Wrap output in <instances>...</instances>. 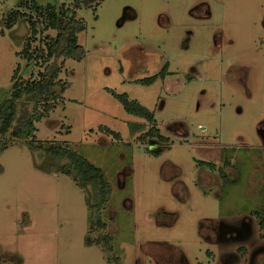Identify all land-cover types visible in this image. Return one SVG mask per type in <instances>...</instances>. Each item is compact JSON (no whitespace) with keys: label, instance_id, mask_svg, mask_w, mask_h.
Listing matches in <instances>:
<instances>
[{"label":"rangeland","instance_id":"rangeland-1","mask_svg":"<svg viewBox=\"0 0 264 264\" xmlns=\"http://www.w3.org/2000/svg\"><path fill=\"white\" fill-rule=\"evenodd\" d=\"M78 1L0 0V104L9 96L17 67L22 81L43 71L40 60L18 57L23 43L37 49L43 47L39 39L57 34L48 30L33 41L26 23L7 29L3 17L27 6L64 5L84 24L77 35L82 59L50 61L52 68L62 65L63 100L34 124L31 136L11 142L0 154V264H135V258L152 264L145 250H160L156 256L163 249L175 252L147 247L155 243L183 251L190 264L204 262L200 222L218 218L227 204L234 212L264 205V158L253 162L248 152L260 145L258 127L264 120V0H80L76 6ZM200 5L209 8L210 18L193 17ZM216 31L222 34L220 48L214 47ZM228 38L235 47L227 45ZM166 68L172 75L164 82L136 83ZM191 68L198 74L192 81ZM109 90L153 113L162 134L187 131V142L171 138L168 148L142 143L135 129L142 120L128 115ZM20 108L22 116L30 109ZM213 135L232 146L227 154L260 195L239 187L222 202L201 195L195 160L202 157L194 145L204 137L214 141ZM30 140L66 142L103 171L111 188L99 210L105 230L95 224L90 190L43 168L49 159L36 156L25 142ZM180 182L187 199L174 188ZM252 229L258 236L256 222ZM105 236L111 238L108 246Z\"/></svg>","mask_w":264,"mask_h":264},{"label":"trees","instance_id":"trees-1","mask_svg":"<svg viewBox=\"0 0 264 264\" xmlns=\"http://www.w3.org/2000/svg\"><path fill=\"white\" fill-rule=\"evenodd\" d=\"M79 3L80 0L76 6H79ZM18 22L28 25L30 32L28 38H32L33 41L36 36L48 30L57 31V34L53 39L46 36L44 39H49L44 42L39 39L43 47L40 46L37 49H32L29 42H24L22 50L17 53L21 60L26 59L30 62L35 61V63L40 60L43 71L38 73L36 79L26 81L19 79L18 67L14 71L9 96L0 104V154L8 148L11 142L31 136L35 129L34 124L48 118L63 100L62 96L67 84L58 80L62 65L52 68L51 59L59 56L63 60L80 61L83 57V50L78 44L77 35L84 30V24L76 19L74 10L65 8L64 5L31 8L27 6L25 9L12 11L7 18L3 17V24L7 29L12 28ZM152 81L153 79H147L141 82L148 85ZM109 92L127 114L143 119L146 123L153 122L152 114L136 101L129 100L126 94L119 95L110 90ZM21 106L30 107L26 116L20 113ZM107 132L117 137L114 133ZM25 142L36 156L49 159L48 167L43 168L71 176L75 181H79L81 186L90 190L91 211L100 209L106 204L111 189L103 171L71 151L66 142L36 141L35 143L34 140ZM95 221L100 230L106 228L97 214ZM103 240L108 246L107 243L111 241V238L105 236Z\"/></svg>","mask_w":264,"mask_h":264},{"label":"flooded vegetation","instance_id":"flooded-vegetation-1","mask_svg":"<svg viewBox=\"0 0 264 264\" xmlns=\"http://www.w3.org/2000/svg\"><path fill=\"white\" fill-rule=\"evenodd\" d=\"M191 13L196 19L197 17L198 19L210 18L209 8L206 5L195 7ZM262 25L264 30V19ZM187 34H191V32H188ZM218 36L220 37L222 34L216 31L214 35L215 48H220L219 45L222 47L221 44H217ZM226 43L232 48L235 47L233 45L235 44L233 39L228 38ZM189 74L191 75L189 80L192 81L194 79L193 77L198 76L197 69L191 68ZM171 75L172 73L167 71L166 68L160 73L147 78L153 79V81L148 85H152L158 79L164 82L165 79ZM141 81L144 80H137L136 83L143 84ZM151 114L153 116V122L151 124L146 123L143 119H141L142 123H139L140 125H137L135 128L138 132L136 138L140 139L142 143H147L148 140H151L155 144L154 148H168L171 138H174L173 140L178 139V142L180 143L184 141L187 142L188 132L185 130H180L181 132H174L171 129H167V136L162 134L156 126L153 113ZM102 131L107 132L110 130L106 129ZM107 134L111 135L109 132H107ZM114 134L117 136H114L115 140L119 141L121 138L120 134ZM213 136L214 141H210L211 139L204 137L203 139L200 138L196 141L194 145V148L198 149V153L202 157V160H195V168L196 171H198L197 184L202 190L201 195L206 196L211 194L210 196H213L216 201L222 202V200H224V196L226 197L231 195V190L235 187H239L243 193H246L247 195H260V192L256 191L257 187L252 188L250 177L247 174H242L241 171L235 168L236 161H234L233 156L229 157L227 154L228 150L234 151L232 146L228 143L216 141V135ZM258 136L260 145L256 149L254 148L248 152H251L250 156L253 162L260 163L262 160L261 158H264V120L259 123ZM242 147L248 148L249 146L243 142ZM158 148L152 151L156 157L159 155ZM166 166L168 167L170 164L168 163ZM167 167H165V169ZM124 183V178L120 179L121 187H123ZM174 188L181 190V199H187L189 197V193L187 192V189H185L183 183H176ZM104 205L100 209L104 208ZM227 205L228 209L225 211H219L218 218L204 219L200 222L199 236L202 241L206 243V247L204 249V262H198L197 264H264V219H262L264 205L258 204L257 207L261 206L258 209H256V207L252 209L242 208L235 210V212L232 208V204ZM250 206L254 207V204H250ZM100 209L93 210L96 212L97 216H100L101 218V213L99 212ZM159 216L163 217L162 215ZM254 222H256L259 231L258 236H253L255 234L252 229ZM149 246H162L161 249L167 248L175 251L172 253L169 250L163 249L161 254L156 256L160 252V250H158L152 252L155 253V257H153L151 256L153 255L151 252L150 255L149 252L145 250L144 253L147 255L148 261L152 264H190L183 251L179 249L175 250L169 245L165 246L159 243L151 244L147 247ZM147 247L145 249H147ZM174 253L178 254V257H175ZM135 259V264L139 263V261L143 264L141 259Z\"/></svg>","mask_w":264,"mask_h":264}]
</instances>
